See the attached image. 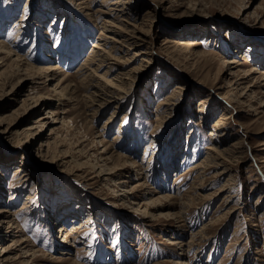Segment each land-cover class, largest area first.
I'll use <instances>...</instances> for the list:
<instances>
[{
    "label": "rangeland",
    "instance_id": "obj_1",
    "mask_svg": "<svg viewBox=\"0 0 264 264\" xmlns=\"http://www.w3.org/2000/svg\"><path fill=\"white\" fill-rule=\"evenodd\" d=\"M78 1L0 0L4 264H264V0ZM101 28L138 36L102 37L133 68L104 104L108 66L78 70Z\"/></svg>",
    "mask_w": 264,
    "mask_h": 264
},
{
    "label": "bare ground",
    "instance_id": "obj_2",
    "mask_svg": "<svg viewBox=\"0 0 264 264\" xmlns=\"http://www.w3.org/2000/svg\"><path fill=\"white\" fill-rule=\"evenodd\" d=\"M72 1H74V2H77V0H72ZM121 2H124L123 0H113L112 2H111V4H113V5H116L117 7H115L114 6V8H110V9H116V8H119V3H121ZM78 3H79V5H82V7L83 8H85V9H87V6H88V2H87V0H80V2L78 1ZM14 4H16V3H14V2H8L7 3V5L8 6H11V5H14ZM9 8H11V7H9ZM24 12H25V9L23 10ZM99 10H96V11H93L92 13H97ZM56 15V14H55ZM26 16H27V14L25 13L24 15H23V17L19 20V21H17L16 23H14V26H19V27H16L17 29H18V31H20V30H22L21 28H23L24 26L23 25H25V24H28V23H25V21L27 20L26 19ZM93 17L95 16V14H93L92 15ZM64 18V17H63ZM71 18H74V17H71ZM26 19V20H25ZM72 20V19H71ZM75 21V20H74ZM4 22V21H3ZM104 24H105V26L107 25V26H110V27H112V26H116V25H114L112 22H110V21H107L106 19H104ZM52 24H53V21H52ZM23 27H22V26ZM74 25V24H73ZM29 26V25H28ZM53 26V25H52ZM3 27V24L1 23L0 24V28H2ZM69 26L64 22V23H62L61 24V26H60V31H59V37H60V40H64V43H68V38H69V35H70V33H69V28H68ZM83 27V26H82ZM81 28V27H80ZM25 30L24 31H26V29L27 28H24ZM30 29V28H29ZM24 31H22V32H18V33H21V34H23L24 33ZM99 36H98V39H100V40H97V41H93V43L91 44V47H90V51H89V53H88V55L85 57V60L81 63V67H83V68H79L78 70H82V69H84L85 67H86V64L87 65H94L95 67L94 68H92L91 69V71L92 72H95L96 70H99V69H102L104 66H108L107 67V69L103 72V73H98L97 75H96V77L98 78V81H102V84H103V86H104V88H102V87H96V85H92L91 83H88V84H85V86H84V90L86 91V92H89L88 90L90 89V91L91 92H89V93H87L88 95H87V97L88 98H90L93 102L94 101H99V103L101 104H104L105 102H107V101H109V99L111 98V97H114V95L119 91V90H121L122 89V86H124V84H125V79H126V77H127V75H128V73L130 72V70L132 71V69L133 68H131L129 71H127V72H120V73H117V75H114V76H111V66H112V63H111V61H108V60H115V61H119V57H117V56H114L113 55V53H112V51H120V49L118 48V47H116V46H111L110 48H107L106 46H105V42H104V39L102 38V37H106V38H110L111 39V42H114V43H117V42H119L121 45H123V46H127L128 47V45H129V47L130 46H133V45H135L136 44V39L138 38V36H134V35H130V36H125L124 38H122V39H117L116 37H114V36H112V37H110V36H108V35H105V33H104V29H100L99 30ZM27 34V33H26ZM70 39V38H69ZM103 41V42H102ZM71 44V43H70ZM192 42H188V41H182L179 45L180 46H182V48H192ZM77 45H79V44H77ZM120 46V45H119ZM70 47V46H69ZM81 46L79 45V48H80ZM1 48V47H0ZM81 49V48H80ZM79 49V50H80ZM97 49H100V50H102V52H98V50ZM69 50H71V47L68 49V51ZM76 50H77V48H76ZM75 50V51H76ZM78 50V51H79ZM50 51V50H49ZM117 51V52H118ZM48 52V51H47ZM145 53V51L144 50H142V49H139V50H133V56L134 57H138V56H141V60H143V59H145L144 58V54ZM59 54V53H58ZM57 54V55H58ZM45 57H49V58H51V55H48V54H45L44 55ZM63 56H64V54H63ZM17 58H18V56H17ZM59 58V57H58ZM51 59H53V58H51ZM56 59V58H55ZM43 61V60H42ZM48 61H50V60H48ZM56 61V60H55ZM25 63V62H24ZM58 63V62H57ZM46 67H42V69H41V71H43L45 74H46V77H48L49 75H48V73H50V72H52L53 70H57V69H60V67L58 66V64H51V62L49 63V64H47L46 63V65H45ZM53 66V67H52ZM59 72H61V70L59 71ZM95 75V74H94ZM65 82L66 81V77L63 75L59 80H58V82ZM90 82V81H89ZM101 83V82H100ZM74 85H72V84H69V83H67L65 86H63V87H60L59 88V91H58V96H57V98H56V101L58 102V103H61V101H63V100H67V99H69L71 96H72V94H73V92H74V87H73ZM98 86V85H97ZM106 88V89H105ZM96 98H99V100H96ZM103 100V101H102ZM35 102V104H37V103H39L40 105H44L45 103H46V100H44V98H42V97H38L37 99H36V101H34ZM100 104L98 105V106H100ZM226 117L227 116H220V119L216 122V123H218V125H222L224 122H223V120L224 119H226ZM2 122V120H0V123ZM101 141L100 140H98V143H100ZM101 148H103V152L104 153H106V150L108 149L107 147H104V144H102L101 145ZM209 149H212V147H209ZM186 154H189V153H186ZM103 167H101V169L99 170V173L100 172H105V171H108L109 173L108 174H110V173H113V172H110L111 170H113V169H115V168H108L107 167V164L106 163H104L103 165H102ZM200 166V164H196V165H194V168H197V167H199ZM116 171H114V173H115ZM116 174V173H115ZM116 183H119V182H116ZM152 201H154V200H152ZM3 213V211H0V215ZM143 213H145V212H143ZM3 221L2 220H0V228H1V226L3 225ZM11 227V226H10ZM81 227H83V224H81ZM74 229H80V228H74ZM67 228H65V226L64 225H61L60 226V230H59V232H60V234L62 233V235L64 234V238L62 239V241H66L68 238H69V236H67L66 235V233H67ZM75 230H73L71 233V236L73 235V233H77V232H74ZM5 234H3V235H6L7 233H8V230H6L5 232H4ZM176 243H178L179 244V241L178 242H176ZM172 244H175V242L174 243H172ZM11 245V244H10ZM3 248H5V247H3V246H0V252H2L1 254H0V264H4V262H6V259L5 258H1V257H3V256H5V254L6 253H8L9 252V250H10V248L11 247H7V248H5V249H3ZM7 262H8V260H7ZM26 264H28V263H26Z\"/></svg>",
    "mask_w": 264,
    "mask_h": 264
}]
</instances>
